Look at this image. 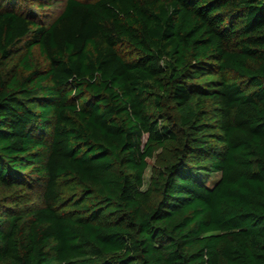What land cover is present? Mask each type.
Here are the masks:
<instances>
[{"label": "trees", "instance_id": "trees-1", "mask_svg": "<svg viewBox=\"0 0 264 264\" xmlns=\"http://www.w3.org/2000/svg\"><path fill=\"white\" fill-rule=\"evenodd\" d=\"M0 264H264V0H0Z\"/></svg>", "mask_w": 264, "mask_h": 264}, {"label": "rangeland", "instance_id": "rangeland-1", "mask_svg": "<svg viewBox=\"0 0 264 264\" xmlns=\"http://www.w3.org/2000/svg\"><path fill=\"white\" fill-rule=\"evenodd\" d=\"M158 152V150L154 153V157L151 158V159H148L147 162H148V165L145 169V173L143 175V185H142V188H145L150 180H151V175L153 173L152 169L155 168V167H158L159 166V162L156 160V153ZM219 177V173H210L209 175H206L205 177V182L206 184H210L212 183L215 179H217Z\"/></svg>", "mask_w": 264, "mask_h": 264}]
</instances>
